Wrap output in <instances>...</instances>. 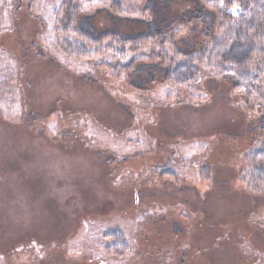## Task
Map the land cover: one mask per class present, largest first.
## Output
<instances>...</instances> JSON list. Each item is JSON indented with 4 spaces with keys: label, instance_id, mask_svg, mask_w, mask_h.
Here are the masks:
<instances>
[{
    "label": "rangeland",
    "instance_id": "rangeland-1",
    "mask_svg": "<svg viewBox=\"0 0 264 264\" xmlns=\"http://www.w3.org/2000/svg\"><path fill=\"white\" fill-rule=\"evenodd\" d=\"M145 1L120 0L117 13L80 3L75 16L94 34L153 21L186 35L166 8L140 12ZM61 2L0 0V264H264V191L244 176L264 148V102L203 67L196 84L130 90L60 52ZM210 25L179 47L225 34ZM112 232L126 249L111 248Z\"/></svg>",
    "mask_w": 264,
    "mask_h": 264
},
{
    "label": "trees",
    "instance_id": "trees-1",
    "mask_svg": "<svg viewBox=\"0 0 264 264\" xmlns=\"http://www.w3.org/2000/svg\"><path fill=\"white\" fill-rule=\"evenodd\" d=\"M149 1L166 8L170 17L182 20L180 24L185 27L186 35L181 36L171 27L159 28L153 21L150 22V31L145 30L134 36L94 34L86 27H79L83 25L75 13L80 3L91 5L94 2L100 10L117 13L121 9L120 0H62L56 11L61 12L55 30L58 49L67 58L88 61L94 71L105 67L113 81L123 78L130 90L147 91L158 84L178 87L196 84L203 76V67L214 77L230 79L232 89L243 92L247 102L256 96L263 104L264 89L258 87V82L260 76H264V66L260 67L262 70L254 69L251 62L256 56L264 57V0ZM149 1L142 4L140 12L147 10V13L150 11L155 16L156 8H149ZM173 6L176 7L174 12H170ZM211 20L219 23V28L225 30V34L217 39L211 36L208 39L210 42H206L198 51L179 47V42H184V39L189 40L185 44H190L193 38L199 41V37L207 36ZM141 49L146 50L145 55L138 54ZM111 51L114 59L110 61L116 62L107 67L103 62L110 61L103 58ZM127 55L134 57L128 59ZM256 61L264 64L261 58ZM87 76H80L79 79L94 84L96 77ZM101 82L106 84L104 80ZM262 126L264 129V119ZM246 164L248 169L244 170V176L248 180L249 190L253 193L263 192L264 148L251 153ZM162 176L169 177L170 174L165 172ZM106 237L121 241L113 242L111 248L124 246L126 249L120 234L112 232Z\"/></svg>",
    "mask_w": 264,
    "mask_h": 264
}]
</instances>
